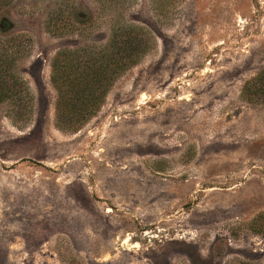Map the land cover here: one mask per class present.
<instances>
[{
  "label": "rangeland",
  "instance_id": "374dc122",
  "mask_svg": "<svg viewBox=\"0 0 264 264\" xmlns=\"http://www.w3.org/2000/svg\"><path fill=\"white\" fill-rule=\"evenodd\" d=\"M122 28L138 61L56 126L53 56ZM263 67L264 0H0V264H264Z\"/></svg>",
  "mask_w": 264,
  "mask_h": 264
},
{
  "label": "trees",
  "instance_id": "16d2710c",
  "mask_svg": "<svg viewBox=\"0 0 264 264\" xmlns=\"http://www.w3.org/2000/svg\"><path fill=\"white\" fill-rule=\"evenodd\" d=\"M114 36L107 49L110 54L99 51L84 64H78L74 56L66 58V52L58 51L53 56L50 79L57 92L56 126L79 129L99 109L115 79L140 58L141 40L135 32L122 28ZM5 82L0 72V102L9 94V89L4 88ZM252 88L264 93V67L244 83V91Z\"/></svg>",
  "mask_w": 264,
  "mask_h": 264
}]
</instances>
